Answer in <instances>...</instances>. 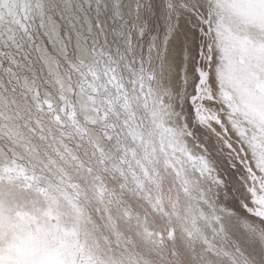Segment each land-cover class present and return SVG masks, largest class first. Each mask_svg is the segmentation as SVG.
<instances>
[{
  "label": "snow or ice",
  "instance_id": "snow-or-ice-1",
  "mask_svg": "<svg viewBox=\"0 0 264 264\" xmlns=\"http://www.w3.org/2000/svg\"><path fill=\"white\" fill-rule=\"evenodd\" d=\"M0 264H264V0H0Z\"/></svg>",
  "mask_w": 264,
  "mask_h": 264
},
{
  "label": "rangeland",
  "instance_id": "rangeland-1",
  "mask_svg": "<svg viewBox=\"0 0 264 264\" xmlns=\"http://www.w3.org/2000/svg\"><path fill=\"white\" fill-rule=\"evenodd\" d=\"M221 166H222V167H226V165H223V164H222Z\"/></svg>",
  "mask_w": 264,
  "mask_h": 264
}]
</instances>
